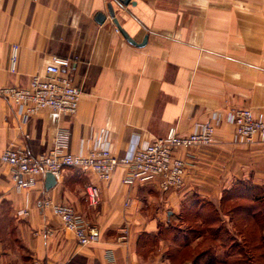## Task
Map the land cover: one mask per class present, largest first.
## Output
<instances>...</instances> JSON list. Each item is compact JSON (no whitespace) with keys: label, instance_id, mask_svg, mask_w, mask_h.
Masks as SVG:
<instances>
[{"label":"crops","instance_id":"obj_1","mask_svg":"<svg viewBox=\"0 0 264 264\" xmlns=\"http://www.w3.org/2000/svg\"><path fill=\"white\" fill-rule=\"evenodd\" d=\"M109 5L137 43L148 36L144 46L127 40ZM99 12L107 16L102 24L96 20ZM14 45L19 46L15 72L10 67ZM54 55L72 60L64 70L82 90L77 113L45 109L22 123L0 93V155L11 145L44 153L59 128L70 131V151L76 154L102 146L124 156L172 127L189 134L205 120L216 123L215 141L176 151L189 168L185 186L168 192L158 179L127 186L123 165L109 180L66 168L54 187H46L45 176L19 192L9 167L0 164V264H110L109 253L116 264H169L163 253L171 241H152L159 252L147 256L148 239L179 218L189 201L218 211L227 190L241 181L264 194V137L237 140L231 122L237 107L264 118V0H131L126 5L0 0V89L45 74ZM91 184L101 190L96 205L87 199ZM46 198L71 204L100 229V239L79 244L75 233L42 207ZM20 209L29 215L18 216Z\"/></svg>","mask_w":264,"mask_h":264},{"label":"built area","instance_id":"obj_2","mask_svg":"<svg viewBox=\"0 0 264 264\" xmlns=\"http://www.w3.org/2000/svg\"><path fill=\"white\" fill-rule=\"evenodd\" d=\"M18 49V45L12 49L10 67L13 72L16 71ZM71 63L69 58L54 55L46 66L45 74L31 76L24 86L5 85L0 89L22 123L45 109L58 115L77 113L82 90L64 70ZM231 122L237 140L252 142L258 134L264 137V118L257 116L249 107L235 108L231 113ZM215 134L216 123L212 120L197 123L191 133L184 135L172 127L165 136L145 144H136L126 155L118 156L110 148L102 146H95L87 153H73L70 151V131L59 128L52 147L46 152L33 155L23 146L11 145L0 155V164L9 167L14 187L19 192L37 185L48 172L59 177L64 169L77 168L93 172L102 180H109L121 165L126 167L123 182L129 187L158 179L163 191H176L185 186L189 168L188 161L178 156L176 151L210 145L215 141ZM86 193L90 204L96 205L100 201L101 190L97 185H89ZM42 207L49 208L58 216L63 226L75 233L79 244L89 245L100 239V229L90 224L71 204L56 203L46 198ZM17 214L25 217L29 211L20 209ZM108 259L110 264H116L112 253L108 254ZM34 264L40 262L36 260Z\"/></svg>","mask_w":264,"mask_h":264},{"label":"rangeland","instance_id":"obj_3","mask_svg":"<svg viewBox=\"0 0 264 264\" xmlns=\"http://www.w3.org/2000/svg\"><path fill=\"white\" fill-rule=\"evenodd\" d=\"M233 189H239V186H235L229 192L235 193ZM236 194L237 196H228L218 211L213 205L203 204L202 201L197 205H192V201H189L184 207L183 216L173 219L169 226L162 224V232H159L156 238L149 237L148 251L145 254L148 256L150 252H159V247L152 244V241L158 242L163 238L171 241L169 248L163 253L169 257V264H195L192 261L197 255L207 254L209 251L210 254L216 253L217 261H220L217 264L239 258L240 255L252 257L254 261H256L254 258L258 257L256 263L264 264V248L260 245L261 235H264V217L244 215L239 210L240 205L253 207L255 202ZM202 204L204 210L200 209ZM218 227L222 228L219 234L215 231ZM215 233L218 235H214ZM235 244L240 245L241 249L233 250ZM223 245L226 248H223Z\"/></svg>","mask_w":264,"mask_h":264},{"label":"trees","instance_id":"obj_4","mask_svg":"<svg viewBox=\"0 0 264 264\" xmlns=\"http://www.w3.org/2000/svg\"><path fill=\"white\" fill-rule=\"evenodd\" d=\"M235 186H239V189H241V190L233 189V191H236L235 193L229 192ZM253 188L247 181H241V182H238L235 185H233L229 190H227L228 194L226 196H229V197L237 196L236 193H238L239 194L238 196L241 195V196L244 197V199L246 198V199H249V200L255 202L253 207H248V206L245 207V206H241L240 205L239 210L241 211V209H242L243 214L246 215V216L251 214L252 216L254 215V218H259V217H262V216L264 217V207H262V205L264 206V194H262L261 192H260V194H257V192H255V190ZM242 191H243V193H242ZM244 192H246V193H244ZM198 212L200 213L201 210L198 211ZM215 231H216V233L219 234V233H221L222 228L218 227ZM216 233L214 235H218ZM261 236L262 237H261L260 245L263 246V248H264V235L262 234ZM246 238L247 237H245V240H247ZM174 241H175V239H174ZM245 242H248V241H245ZM236 247H238V245L235 244V246L233 247V250L237 249ZM202 256L206 257V259L204 260V262L206 264H217V263H220V261L219 262L217 261L216 253H211L210 254V251L207 254L200 253L199 255H197L195 257V259L197 257H202ZM208 256L211 257L210 260L208 259ZM245 258H247V257L243 256L242 258H234L231 261L223 262V264H225V263L226 264H248V263L258 264V263H256V261L258 260V257L254 258L256 261H254L252 259V257L251 258H247V260H244Z\"/></svg>","mask_w":264,"mask_h":264},{"label":"water","instance_id":"obj_5","mask_svg":"<svg viewBox=\"0 0 264 264\" xmlns=\"http://www.w3.org/2000/svg\"><path fill=\"white\" fill-rule=\"evenodd\" d=\"M119 1L124 5L129 4L131 2V0H119ZM109 11H110L111 17L113 18L114 22L118 26V29L124 34V36L127 38L129 42L135 45H138V46H144L147 43L148 36L144 38V41L142 43H137L132 37H130V35L125 31V29H123L118 19L115 17V11L112 5H109ZM106 18H107L106 14L102 12H99L96 16V20L101 24L104 23ZM56 183H57V176L52 172H48L46 174V187L50 189L54 187Z\"/></svg>","mask_w":264,"mask_h":264}]
</instances>
